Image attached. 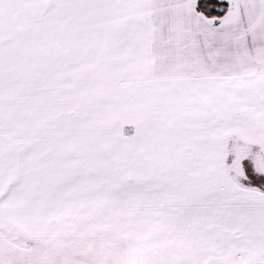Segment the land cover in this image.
<instances>
[{
  "label": "snow or ice",
  "instance_id": "obj_1",
  "mask_svg": "<svg viewBox=\"0 0 264 264\" xmlns=\"http://www.w3.org/2000/svg\"><path fill=\"white\" fill-rule=\"evenodd\" d=\"M0 264H264V0H0Z\"/></svg>",
  "mask_w": 264,
  "mask_h": 264
}]
</instances>
